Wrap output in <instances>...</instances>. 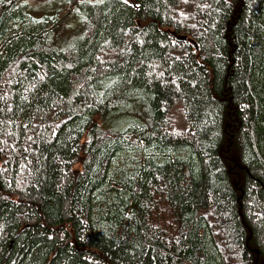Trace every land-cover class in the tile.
<instances>
[{"label": "trees", "instance_id": "16d2710c", "mask_svg": "<svg viewBox=\"0 0 264 264\" xmlns=\"http://www.w3.org/2000/svg\"><path fill=\"white\" fill-rule=\"evenodd\" d=\"M63 1L0 0V264H264V0Z\"/></svg>", "mask_w": 264, "mask_h": 264}, {"label": "rangeland", "instance_id": "374dc122", "mask_svg": "<svg viewBox=\"0 0 264 264\" xmlns=\"http://www.w3.org/2000/svg\"><path fill=\"white\" fill-rule=\"evenodd\" d=\"M29 14L34 18L42 16H53L62 7L63 0H28ZM80 22L76 17L67 20V23L63 27V38H70L74 36Z\"/></svg>", "mask_w": 264, "mask_h": 264}, {"label": "water", "instance_id": "95a60500", "mask_svg": "<svg viewBox=\"0 0 264 264\" xmlns=\"http://www.w3.org/2000/svg\"><path fill=\"white\" fill-rule=\"evenodd\" d=\"M175 38H176L177 41H185V42L188 41L193 46L194 50L198 51V49H199L198 44L195 41H193L191 39H188L187 36H182V35L178 36L177 35Z\"/></svg>", "mask_w": 264, "mask_h": 264}]
</instances>
